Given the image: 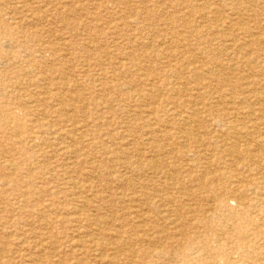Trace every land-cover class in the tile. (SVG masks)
Wrapping results in <instances>:
<instances>
[{
  "label": "rangeland",
  "instance_id": "1",
  "mask_svg": "<svg viewBox=\"0 0 264 264\" xmlns=\"http://www.w3.org/2000/svg\"><path fill=\"white\" fill-rule=\"evenodd\" d=\"M263 15L264 0H0V249H10L0 255L10 264H264Z\"/></svg>",
  "mask_w": 264,
  "mask_h": 264
},
{
  "label": "bare ground",
  "instance_id": "2",
  "mask_svg": "<svg viewBox=\"0 0 264 264\" xmlns=\"http://www.w3.org/2000/svg\"><path fill=\"white\" fill-rule=\"evenodd\" d=\"M142 3H143V2H142ZM153 3H154V1H153ZM141 5H142V4H141ZM138 7H140V6L138 5ZM120 9H121V8H120ZM122 9H123V8H122ZM153 9H154V8H153ZM129 10H130V9H129ZM147 10H148V9H147ZM256 10H257V9H256ZM258 10H259V9H258ZM154 12H155V11H154ZM24 13H25V12H24ZM245 13H246V12H245ZM143 14H144V13H143ZM125 15H127V14H125ZM64 16H65V15H64ZM263 16H264V15H263ZM126 17H127V16H126ZM126 17H125V18H126ZM180 17H181V16H180ZM125 18H124V19H125ZM128 18H129V16H128ZM248 18H249V17H248ZM129 19H130V18H129ZM256 19H257V17H256ZM263 19H264V18H263ZM189 20H190V19H189ZM249 20H250V19H249ZM136 21H137V20H136ZM154 22H155V21H154ZM242 22H243V21H242ZM137 23H138V21H137ZM237 23H238V22H237ZM237 23H236V24H237ZM245 23H246V22H245ZM131 24H132V23H131ZM140 24H141V23H140ZM140 24H139V25H140ZM239 24H240V23H239ZM139 25H138V26H139ZM209 25H210V24H209ZM132 26H134V25H132ZM151 26H152V25H151ZM200 26H201V25H200ZM133 28H134V27H133ZM148 28H149V27H148ZM215 28H216V27H215ZM69 29H70V26H69ZM142 29H143V28H142ZM142 29H141V30H142ZM157 29H158V28H157ZM94 30H95V29H94ZM153 30H154V29H153ZM163 30H164V29H163ZM168 30H170V29H168ZM245 30H246V29H245ZM246 31H247V30H246ZM126 32H127V31H126ZM138 32H139V31H138ZM160 32H161V31H160ZM223 32H225V31H223ZM225 33H226V32H225ZM240 33H241V32H240ZM79 34H80V33H79ZM169 34H170V32H169ZM169 34H168V35H169ZM213 34H214V33H213ZM215 34H216V33H215ZM222 34H223V33H222ZM256 34H257V33H256ZM155 35H156V33H155ZM224 35H225V34H224ZM123 36H124V35H123ZM123 36H122V37H123ZM143 36H144V35H143ZM163 36H165V35L163 34ZM236 36H237V35H236ZM253 36H254V35H253ZM87 37H88V36H87ZM185 37H187V36H185ZM246 38H247V37H246ZM172 39H173V38H172ZM167 41H168V40H167ZM170 41H171V40H170ZM90 42H91V41H90ZM94 42H96V41H94ZM227 42H228V41H227ZM136 43H137V42H136ZM168 43H169V42H168ZM243 43H244V42H243ZM247 43H248V42H247ZM42 44H43V43H42ZM86 44H87V43H86ZM129 44H130V43H129ZM228 44H229V43H228ZM139 45H140V44H139ZM239 45H240V44H239ZM149 46H150V45H149ZM159 46H161V45L159 44ZM213 46H214V45H213ZM237 46H238V45H237ZM147 48H148V47H147ZM161 48H162V47H161ZM165 48H166V45H165ZM165 48H163V49H165ZM256 48H257V47H256ZM121 50H122V49H121ZM89 52H90V51H89ZM94 52H96V51H94ZM156 53H157V52H156ZM175 53H176V52H175ZM235 53H236V52H235ZM249 53H250V52H249ZM219 54H220V53H219ZM57 55H58V54H57ZM226 55H227V54H226ZM59 57H60V56H59ZM150 57L153 58L152 56H150ZM158 57H159V56H158ZM205 57H207V56H205ZM221 57H222V56H221ZM86 58H87V57H86ZM160 58H161V57H160ZM227 58H228V57H227ZM263 58H264V57H263ZM161 59H162V58H161ZM161 59H160V60H161ZM163 59H165V58H163ZM124 60H125V59H124ZM152 60H153V59H152ZM225 60H226V59H225ZM238 60H240V59L238 58ZM145 61H146V60H145ZM157 61H158V60H157ZM240 61H241V60H240ZM240 61H239V62H240ZM22 62H23V60H22ZM142 62H143V61H142ZM176 62H177V60H176ZM190 63H191V62H190ZM244 63H245V62H244ZM247 63H248V62H247ZM258 63H259V62H258ZM35 64H36V63H35ZM37 64H38V63H37ZM141 64H142V63H141ZM166 64H167V63H166ZM183 64H184V61H183ZM183 64H182V65H183ZM215 64H217V63H215ZM219 64H220V63H218L217 65H219ZM6 65H7V64H6ZM83 65H84V64H83ZM105 65H106V64H105ZM232 65H233V64H232ZM247 65H248V64H247ZM112 66H113V65H112ZM137 66H138V65H137ZM219 66H220V65H219ZM138 67H139V66H138ZM169 67H170V66H169ZM172 67H173V66H172ZM201 67H202V66H201ZM176 68H177V66H176ZM225 68H227V67H225ZM239 69H241V68H239ZM176 70H177V69H176ZM226 70H227V69H226ZM71 71H72V69H71ZM141 71H142V70H141ZM210 71H211V70H210ZM240 71H241V70H240ZM32 72H33V71H32ZM122 72L124 73V71H122ZM198 72H199V71H198ZM219 72H220V71H219ZM228 72H229V71H228ZM73 73H74V72H73ZM229 73H230V72H229ZM255 73H256V72H255ZM26 74H27V76H28V73H27V72H26ZM80 74H81V73H80ZM112 74H113V73H112ZM23 75H25V74H23ZM43 75H44V74H43ZM43 75H42V76H43ZM66 75H67V74H66ZM94 75H95V74H94ZM169 75H170V73H169ZM169 75H168V76H169ZM214 75H215V74H214ZM172 76H173V75H172ZM252 76H253V75H252ZM3 77H4V76H3ZM28 77H29V76H28ZM39 77H41V75H40ZM63 77H64V76H63ZM141 77H142V76H141ZM224 77H225V76H224ZM243 77H244V76H243ZM262 77H263V76H262ZM72 78H73V77H72ZM145 78H146V77H145ZM225 78H226V77H225ZM247 78H248V77H247ZM259 78H260V77H259ZM81 79H82V78H81ZM4 80H5V79H4ZM66 80H68V79H66ZM92 80H93V79H92ZM261 80H262V79H261ZM52 81H53V80H52ZM56 81H57V80H56ZM171 81H172V80H171ZM222 81H223V79H222ZM226 81H227V80H226ZM4 82H5V81H4ZM34 82H35V81H34ZM34 82H33V83H34ZM95 82H96V81H95ZM223 82H225V81H223ZM223 82H222V83H223ZM30 83H31V82H30ZM30 83H29V84H30ZM33 83H32V84H33ZM37 83H38V82H37ZM171 83H172V82H171ZM85 84H86V83H85ZM155 84H156V83H155ZM174 84H176V83L174 82ZM220 84H221V83H220ZM16 85H17V84H16ZM24 85H25V84H24ZM65 85H66V84H65ZM34 86H35V85H34ZM193 86H194V85H193ZM206 86H207V85H206ZM21 87H22V86H21ZM23 87H24V86H23ZM98 87H99V86H98ZM116 87H119V85L116 86ZM18 88H19V87H18ZM36 88H37V87H36ZM57 88H58V87H57ZM63 88H64V87H63ZM65 88H66V87H65ZM195 88H196V87H195ZM227 88H228V87H227ZM96 89H97V88H96ZM128 89H129V88H128ZM189 89H190V88H189ZM211 89H212V88H211ZM251 89H252V88H251ZM35 90H36V89H35ZM64 90H65V89H64ZM86 90H87V89H86ZM252 90H253V89H252ZM14 91H15V90H14ZM77 91H78V88H77ZM79 91H80V90H79ZM108 91H109V90H108ZM178 91H179V90H178ZM197 91H198V90H197ZM199 91H200V90H199ZM230 91H231V90H230ZM235 91H236V90H235ZM242 91H243V90H242ZM66 92H67V91H66ZM72 92H73V91H72ZM72 92H70V93H72ZM85 92H87V91H85ZM105 92H106V91H105ZM120 92H121V91H120ZM227 92H228V91H227ZM256 92H257V91H256ZM35 93H36V92H35ZM61 93H62V92H61ZM175 93H176V92H175ZM188 93H189V92H188ZM203 93H205V92H203ZM229 93H230V92H229ZM229 93H228V94H229ZM241 93H242V92H241ZM39 94H40V93H39ZM66 94H67V93H66ZM68 94H69V93H68ZM95 94H96V93H95ZM104 94H105V93H104ZM153 94H154V93H153ZM243 94H244V93H243ZM243 94H242V95H243ZM256 94H257V93H256ZM51 95H52V94H51ZM107 95H108V93L106 94V96H107ZM142 95H143V94H142ZM165 95H166V93H165ZM238 95H239V94H238ZM247 95H248V94H247ZM2 96H3V95H2ZM25 96H26V95H25ZM34 96H35V95H34ZM34 96H33V97H34ZM39 96H40V95H39ZM41 96H42V95H41ZM53 96H54V95H53ZM61 96H62V95H61ZM86 96H87V95H86ZM96 96H97V95H96ZM133 96H134V95H133ZM182 96H183V95H182ZM10 97H11V95H10ZM23 97H24V96H23ZM26 97H27V96H26ZM44 97H45V96H44ZM46 97H47V96H46ZM59 97H60V96H59ZM66 97H67V95H66ZM89 97H90V96H89ZM111 97H112V95H111ZM135 97H138V95L136 96V94H135ZM150 97H152V96H150ZM184 97H185V96H184ZM236 97H237V94H236ZM261 97H262V96H261ZM84 98H86V97H84ZM112 98H113V97H112ZM238 98H240V97H238ZM256 98H257V97H256ZM27 99H28V98H27ZM156 99H157V97H156ZM159 99H160V97H159ZM175 99H176V98H175ZM196 99H197V98H196ZM215 99H216V98H215ZM53 100H54V98H53ZM53 100H52V101H53ZM57 100H58V99H57ZM61 100H62V99H61ZM124 100H125V99H124ZM152 100H153V99H152ZM162 100H163V99H162ZM10 101H11V100H10ZM10 101H8V102H10ZM31 101H32V99H31ZM31 101H30V102H31ZM66 101H67V100H66ZM112 101H113V100H112ZM235 101H237V100H235ZM11 102H12V101H11ZM22 102H23V101H22ZM76 102H77V101H76ZM93 102H95V100H94ZM110 102H111V100H110ZM117 102H118V101H117ZM154 102H155V101H154ZM167 102H168V101H167ZM191 102H192V101H191ZM191 102H190V103H191ZM206 102H207V101H206ZM12 103H13V102H12ZM19 103H20V102H19ZM31 103H32V102H31ZM31 103H30V104H31ZM50 103H52V102H50ZM73 103H75V102H73ZM80 103H82V101H81ZM100 103H101V102H100ZM126 103H127V102H126ZM161 103H162V102H161ZM181 103H182V102H181ZM226 103H227V102H226ZM238 103H239V101H238ZM17 104H18V103H17ZM30 104H27V105L30 106ZM61 104H62V103H61ZM119 104H120V103H119ZM145 104H146V103H145ZM205 104H206V103H205ZM31 105H32V104H31ZM66 105H68V104H66ZM79 105H80V104H79ZM100 105H101V104H100ZM106 105H108V104H106ZM139 105H140V104H139ZM157 105H158V104H157ZM162 105H164V104H162ZM182 105H183V104H182ZM207 105H208V104H207ZM219 105H220V104H219ZM51 106H52V105H51ZM62 106H63V105H62ZM71 106H72V105H71ZM98 106H99V105H98ZM110 106H111V105H110ZM132 106H134V105H132ZM137 106H138V105H137ZM141 106H142V105H141ZM167 106H168V105H167ZM175 106H176V105H175ZM183 106H184V105H183ZM183 106H182V107H183ZM247 106H248V105H247ZM46 107H47V106H46ZM65 107H66V106H65ZM99 107H100V106H99ZM126 107H127V106H126ZM139 107H140V106H139ZM143 107H144V106H143ZM148 107H149V106H148ZM180 107H181V106H180ZM47 108H49V106H48ZM50 108H51V107H50ZM108 108H109V107H108ZM123 108H124V107H123ZM171 108H172V106H171ZM234 108H235V107H234ZM92 109H93V107H92ZM92 109H91V111H92ZM96 109H97V108H96ZM100 109H101V108H100ZM100 109H98V110L100 111ZM137 109H138V107H137ZM181 109H182V108H181ZM214 109H215V108H214ZM237 109H238V108H237ZM237 109H236V110H237ZM57 110H58V109H57ZM64 110H65V109H64ZM83 110H84V109H83ZM101 110H103V109H101ZM138 110H140V109H138ZM10 111H11V110H10ZM71 111H72V109H71ZM78 111H81V110L79 109ZM140 111H141V110H140ZM159 111H160V110H159ZM201 111H202V110H201ZM232 111H233V110H232ZM260 111H261V110H260ZM55 112H56V110H55ZM63 112H64V111H63ZM109 112L111 113V111H109ZM127 112H128V111H127ZM137 112H138V111H137ZM204 112H205V111H204ZM87 113H88V112H87ZM144 113H146V112H144ZM200 113H201V112H200ZM249 113H250V112H249ZM49 114H50V113H49ZM103 114H104V113H103ZM112 114H113V113H112ZM129 114H130V112H129ZM198 114H199V113H198ZM240 114H241V113H240ZM252 114H253V113H252ZM9 115H10V114H9ZM56 115H57V114H56ZM82 115H83V114H82ZM203 115H204V114H203ZM10 116H11V115H10ZM47 116H48V115H47ZM121 116H123V115H121ZM173 116H174V115H173ZM176 116H177V115H176ZM198 116H199V115H198ZM200 116H201V115H200ZM233 116H234V115H233ZM238 116H239V115H238ZM93 117H94V116H93ZM114 117H115V115H114ZM157 117H159V116H157ZM174 117H175V116H174ZM244 117H245V116H244ZM244 117H243V118H244ZM34 118H35V117H34ZM55 118H56V117H55ZM82 118H83V117H82ZM124 118H125V117H124ZM136 118H137V117H136ZM136 118H135V120H136ZM159 118H160V117H159ZM159 118H157V119H159ZM170 118H172V117H170ZM243 118H242V119H243ZM43 119H44V118H43ZM51 119L54 120V118H51ZM114 119H115V118H114ZM152 119H153V118H152ZM188 119H189V118H188ZM231 119H232V118H231ZM244 119H245V118H244ZM244 119H243V120H244ZM258 119H259V118H258ZM27 120H28V119H27ZM45 120H46V119H45ZM116 120H117V119H116ZM125 120H126V119H125ZM159 120H160V119H159ZM224 120H225V119H224ZM236 120H237V119H236ZM31 121H32V120H31ZM48 121H49V120H48ZM83 121H84V120H83ZM151 121H152V120H151ZM156 121H157V120H156ZM186 121H187V120H186ZM220 121H221V120H220ZM232 121H233V120H232ZM248 121H249V120H248ZM253 121H255V119H254ZM32 122H33V121H32ZM124 122H126V121H124ZM136 122H137V121H136ZM161 122H162V121H161ZM165 122H166V121H165ZM169 122H170V120H169ZM175 122H176V121H175ZM38 123H39V122H38ZM71 123H72V122H71ZM74 123H75V122H74ZM78 123H79V122H78ZM120 123H121V122H120ZM133 123H135V122H133ZM213 123H214V122H213ZM215 123H216V122H215ZM228 123H229V122H228ZM228 123H227V124H228ZM237 123H239V122H237ZM237 123H236L235 125H237ZM72 124H73V123H72ZM75 124H76V123H75ZM96 124H97V123H96ZM99 124H100V123H99ZM117 124H118V123H117ZM138 124H139V123H138ZM156 124H157V123H156ZM162 124H163V123H162ZM178 124H179V123H178ZM187 124H188V123H187ZM88 125H89V124H88ZM120 125H121V124H120ZM150 125H151V124H150ZM175 125H177V124H175ZM206 125H207V124H206ZM228 125H229V124H228ZM231 125H232V124H231ZM22 126H23V125H22ZM46 126H47V125H46ZM56 126H57V125H56ZM141 126H142V125H141ZM154 126H155V125H154ZM214 126H215V125H214ZM218 126H219V125H218ZM253 126H254V125H253ZM137 127H138V126H137ZM144 127H145V126H144ZM150 127H151V126H150ZM171 127H172V126H171ZM174 127H175V126H174ZM177 127H178V126H177ZM182 127H183V125H182ZM187 127H188V125H187ZM233 127H234V126H233ZM240 127H241V126H240ZM80 128H81V127H80ZM98 128H99V127H98ZM125 128H127V127H125ZM216 128H217V127H216ZM219 128H220V126H219ZM255 128H256V127H254V129H255ZM263 128H264V127H263ZM65 129H66V128H65ZM81 129H82V128H81ZM167 129H168V128H167ZM208 129H210V128H208ZM231 129H233V128L231 127ZM243 129H244V128H243ZM247 129H248V128H247ZM47 130H48V128H47ZM67 130H68V129H67ZM156 130H157V129H156ZM158 130H159V129H158ZM177 130H178V129H177ZM177 130H176V131H177ZM210 130H212V129H210ZM252 130H253V129H252ZM258 130H259V129H258ZM261 130H262V129H261ZM65 131H66V130H65ZM144 131H145V130L143 129V133H144ZM233 131H234V130H233ZM233 131H232V133H234ZM246 131H247V130H246ZM246 131H245V133H246ZM249 131H250V130H249ZM255 131H256V130H255ZM7 132H8V131H7ZM141 132H142V131H141ZM152 132H153V131H152ZM157 132H158V131H157ZM186 132H187V131H186ZM186 132H185V133H186ZM220 132H221V131H220ZM220 132H219V133H220ZM146 133H147V132H146ZM159 133H162V132H159ZM163 133H164V131H163ZM178 133H180V131H179ZM191 133H192V132H191ZM217 133H218V132H217ZM219 133H218V134H219ZM224 133H225V131H224ZM242 133H243V131H242ZM247 133H248V132H247ZM247 133H246V134H247ZM249 133H250V132H249ZM254 133H255V132H254ZM261 133H262V132H261ZM45 134H46V133H45ZM49 134H50V133H49ZM49 134H48V135H49ZM61 134H62V133H61ZM67 134H68V133H67ZM118 134H119V133H118ZM157 134H158V133H157ZM194 134H195V132H194ZM203 134H204V133H203ZM229 134H230V133H229ZM57 135H58V134H57ZM57 135H56V136H57ZM59 135H60V133H59ZM159 135H160V134H159ZM172 135H173V134H172ZM181 135H182V134H181ZM191 135H192V134H191ZM230 135H231V134H230ZM233 135H234V134H233ZM240 135H242V134H240ZM247 135H248V134H247ZM250 135H251V133H250ZM256 135H257V134L255 133L254 136L256 137ZM262 135H263V134H262ZM17 136H18V135H17ZM17 136H16V137H17ZM106 136H107V135H106ZM120 136H122V135H120ZM211 136H212V135H211ZM231 136H232V135H231ZM234 136H235V135H234ZM238 136H239V134H238ZM243 136H244V135H242V137H243ZM245 136H246V135H245ZM248 136H249V135H248ZM258 136H259V135H258ZM46 137H47V136H46ZM49 137H50V136H49ZM118 137H119V136H118ZM122 137H123V136H122ZM139 137H140V136H139ZM155 137H157V136H155ZM162 137H163V136H162ZM222 137H223V136H222ZM225 137H226V136H225ZM228 137H229V136H228ZM232 137H233V136H232ZM239 137H240V136H239ZM242 137H241V139H242ZM262 137H263V136H262ZM3 138H5V137L3 136ZM26 138H27V137H26ZM47 138H48V137H47ZM151 138H152V137H151ZM197 138H198V137H197ZM211 138L213 139V137H211ZM215 138H216V137H215ZM234 138H236V137H234ZM12 139H13V138H12ZM18 139H19V138H18ZM28 139H30V138H28ZM48 139H49V138H48ZM56 139H57V138H56ZM163 139H164V138H163ZM166 139H167V138H166ZM212 139H211V140H212ZM229 139H230V138H229ZM231 139H232V138H231ZM241 139H240V140H241ZM245 139H246V138H244V140H245ZM252 139H253V138H252ZM256 139H257V137L255 138V140H256ZM68 140H69V139H68ZM68 140H67V141H68ZM120 140H121V139H120ZM154 140H155V139H154ZM164 140H165V139H164ZM187 140H188V139H187ZM211 140H210V141H211ZM232 140H233V139H232ZM250 140H251V139H250ZM255 140H254L253 142H255ZM69 141H70V140H69ZM105 141H106V140H105ZM147 141H149V140L147 139ZM150 141H151V140H150ZM213 141H214V139H213ZM235 141H236V140H235ZM235 141H234V142H235ZM242 141H243V140H242ZM251 141H252V140H251ZM260 141H261V140H260ZM16 142H18V141H16ZM75 142H76V141H75ZM101 142H102V141H101ZM176 142H177V139H176ZM190 142H191V141H190ZM245 142H246V141H245ZM256 142H257V141H256ZM19 143H20V141H19ZM23 143H24V142H23ZM67 143H68V142H67ZM154 143H155V142H154ZM160 143H161V142H160ZM162 143H163V141H162ZM235 143L237 144V142H235ZM235 143H234V144H235ZM10 144H11V143H10ZM16 144H17V143H16ZM29 144H31V142H29ZM71 144H72V143H71ZM105 144H106V143H105ZM121 144H124V143H121ZM163 144H164V143H163ZM177 144H178V143H177ZM191 144H192V142H191ZM193 144H194V143H193ZM205 144H206V143H205ZM246 144H247V143H246ZM258 144H260V143H258ZM69 145H70V144H69ZM157 145H159V144H157ZM169 145H170V144H169ZM179 145H180V143H179ZM207 145H208V144H207ZM213 145H214V144H213ZM248 145H249V144H248ZM12 146H14V145H12ZM29 146H30V145H29ZM36 146H37V145H36ZM50 146H51V145H50ZM71 146H72V145H71ZM73 146H74V145H73ZM78 146H79V145H78ZM99 146H100V145H99ZM145 146H146V145H144V147H145ZM166 146H167V144H166ZM170 146H171V145H170ZM182 146H183V145H182ZM182 146H181V147H182ZM208 146H209V145H208ZM243 146H244V145H243ZM243 146H242V147H243ZM259 146H260V145H259ZM261 146H262V145H261ZM6 147H7V146H6ZM136 147H137V146H136ZM179 147H180V146H179ZM248 147H249V146H248ZM3 148H4V147H3ZM32 148H33V147H32ZM40 148H41V147H40ZM75 148H77V147L75 146ZM155 148H156V147H155ZM164 148H165V147H164ZM171 148H174V147L171 146ZM191 148H192V147H191ZM208 148H209V147H208ZM250 148L252 149L253 147H250ZM254 148H255V147H254ZM261 148H262V147H261ZM72 149H73V148H72ZM92 149H93V148H92ZM145 149H146V148H145ZM184 149H185V146H184ZM194 149H195V148H194ZM220 149H221V148H220ZM228 149H229V148H228ZM228 149H227V152H228ZM237 149H238V148H237ZM262 149L264 150V148H262ZM59 150H61V149H59ZM59 150H58V151H59ZM138 150H139V149H138ZM138 150H137V151H138ZM149 150H150V149H149ZM159 150L161 151V148H160ZM162 150H163V149H162ZM174 150H176V149L174 148ZM180 150H181V149H180ZM191 150H193V149H191ZM196 150H197V149H196ZM246 150H247V149H246ZM254 150H255V149H254ZM256 150H258V149H256ZM18 151H19V150H18ZM42 151H43V150H42ZM76 151H77V150H76ZM98 151H99V149H98ZM117 151H118V150H117ZM119 151H120V150H119ZM133 151H134V150H133ZM133 151H132V152H133ZM167 151H168V150H167ZM167 151H166V152H167ZM182 151H183V150H182ZM208 151H209V150H208ZM208 151H207V152H208ZM210 151H212V150L210 149ZM224 151H225V149H224ZM240 151H241V150H240ZM242 151H245V150H242ZM247 151H248V150H247ZM138 152H140V151H138ZM147 152H148V151H147ZM161 152H162V151H161ZM186 152H187V151H186ZM189 152H190V151H189ZM225 152H226V151H225ZM225 152H224V154H225ZM252 152H253V151H252ZM252 152H251V153H252ZM255 152H257V151H255ZM17 153H18V152H17ZM135 153H136V152H135ZM152 153H153V152H152ZM162 153H163V152H162ZM167 153H170V152H167ZM184 153H185V152H184ZM193 153H194V151H193ZM193 153H192V154H193ZM243 153H244V152H243ZM245 153H246V152H245ZM108 154H109V153H108ZM146 154H147V153H146ZM215 154H216V153H215ZM252 154H253V153H252ZM254 154H255V153H254ZM128 155H130V154H128ZM180 155H181V154H180ZM180 155H179V156H180ZM184 155H185V154H184ZM197 155H199V154H197ZM227 155H228V153H227ZM244 155H245V154H244ZM247 155H248V154H247ZM247 155H245V157H246ZM3 156H4V154H3ZM81 156H82V155H81ZM111 156H112V155H111ZM135 156H136V155H135ZM164 156H165V155H164ZM193 156H194V155H193ZM242 156H243V155H242ZM248 156H249V155H248ZM248 156H247V157H248ZM9 157H10V156H9ZM47 157H48V155H47ZM54 157H55V156H54ZM82 157H83V156H82ZM97 157H98V156H97ZM99 157H100V156H99ZM155 157H156V156H155ZM211 157H212V156H211ZM228 157H230V156H228ZM58 158H59V157H58ZM121 158H122V157H121ZM159 158H160V157H159ZM197 158H198V157H197ZM250 158H252V157L250 156ZM7 159H9V158H7ZM42 159H43V158H42ZM97 159H98V158H97ZM172 159H173V158H172ZM172 159H171V157H170V160H171V161H172ZM180 159H181V158H180ZM190 159H191V158H190ZM214 159H216V158H214ZM214 159H213V160H214ZM221 159H222V157H221ZM238 159H239V158H238ZM252 159H253V158H252ZM256 159H257V158H256ZM91 160H92V157H91ZM112 160H113V159H112ZM170 160H169V162H170ZM174 160H175V159H174ZM183 160H184V158H183ZM240 160H241V159H240ZM262 160H263V159H262ZM2 161H4V160L2 159ZM33 161H34V160H32V162H33ZM85 161H86V160H85ZM114 161H115V160H114ZM121 161H122V160H121ZM186 161H187V160H186ZM195 161H196V160H195ZM224 161H226V160H224ZM235 161H237V160L235 159ZM248 161H249V160H248ZM263 161H264V160H263ZM152 162H154V161H152ZM181 162H182V161H181ZM181 162H180V163H181ZM183 162H184V161H183ZM216 162H217V160H216ZM228 162H230V161H228ZM228 162H226V165H227ZM232 162H233V161H232ZM237 162H239V160H238ZM237 162H236V163H237ZM242 162H243V160H242ZM251 162H252V161H251ZM33 163H34V162H33ZM142 163H143V162H142ZM154 163H155V162H154ZM165 163H166V162H165ZM177 163H178V162H177ZM177 163H176V164H177ZM249 163H250V162H248V164H247L248 166H249ZM253 163H254V162H253ZM253 163H252V164H253ZM256 163H257V161H256ZM151 164H152V163H151ZM173 164H174V163H173ZM158 165H159V164H158ZM170 165H171V164H170ZM177 165H178V164H177ZM194 165H195V164H194ZM204 165H205V164H204ZM217 165H218V163H217ZM219 165H220V164H219ZM219 165H218V166H219ZM257 165H258V164H257ZM260 165H261V164H260ZM171 166H172V165H171ZM173 166H175V165H173ZM215 166H216V165H215ZM250 166H251V165H250ZM135 167H136V166H135ZM162 167H163V166H162ZM184 167H186V166H184ZM208 167H210V166H208ZM223 167H224V166H223ZM225 167H226V166H225ZM230 167H231V166H230ZM252 167H253V166H252ZM258 167H259V166H258ZM148 168H149V167L147 166V169H148ZM163 168H165V167H163ZM186 168H187V167H186ZM204 168L207 169L206 167H204ZM233 168H235V165H234ZM254 168H255V167H254ZM9 169H10V167H9ZM26 169H27V168H26ZM40 169H42V168H40ZM93 169H95V166H94ZM129 169H130L131 172H132L133 169H131V168H129ZM138 169H139V168H138ZM147 169H146V170H147ZM188 169H189V168H188ZM210 169H211V168H210ZM227 169H228V168H227ZM245 169H246V168H244V170H245ZM4 170H5V169H4ZM4 170H3V171H4ZM6 170H7V169H6ZM28 170H29V169H28ZM31 170H32V169H31ZM164 170H165V169H164ZM180 170H181V169H180ZM201 170H202V169H201ZM201 170H200V171H201ZM217 170H218V169H217ZM236 170H237V169H236ZM244 170H243V171H244ZM252 170H253V169H252ZM9 171H10V170H9ZM40 171H41V170H40ZM40 171H39V172H40ZM117 171H118V170H117ZM128 171H129V170H128ZM139 171H141V170H139ZM149 171H150V170H149ZM184 171H185V170H184ZM184 171L181 170V172H184ZM189 171H191V170H189ZM194 171H195V170H194ZM197 171H198V170H197ZM220 171H221V170H220ZM233 171H234V170H233ZM250 171H251V170H250ZM255 171L258 172L257 169H256ZM4 172H6V171H4ZM96 172H97V171H96ZM102 172H103V171H102ZM155 172H156V171H155ZM173 172H174V171H173ZM202 172H203V171H202ZM209 172H210V171H208V173H209ZM246 172H247V171H246ZM257 172H256V174H257ZM259 172H261V171H259ZM92 173H93V172H92ZM92 173H91V174H92ZM98 173H99V172H98ZM108 173H109V172H108ZM199 173L201 174V172H199ZM206 173H207V172H206ZM215 173H216V171H215ZM242 173H243V172H242ZM242 173H241V174H242ZM247 173H248V172H247ZM254 173H255V172H254ZM254 173L252 172V174H254ZM27 174H28V173H27ZM36 174H37V173H36ZM39 174H40V173H39ZM121 174H122V173H121ZM159 174H160V173H159ZM171 174H172V173H171ZM179 174H180V173H179ZM182 174H183V173H182ZM182 174H181V175H182ZM185 174H186V172H185ZM185 174H184V176H185ZM190 174H191V173H190ZM231 174H232V173H231ZM231 174H229V175H231ZM55 175H56V174H55ZM58 175H59V174H58ZM100 175H101V174H100ZM134 175H136V174L134 173ZM134 175H133V176H134ZM139 175H140V173H139ZM163 175H164V173H163ZM174 175H176V171H175V174H174ZM191 175H192V174H191ZM197 175H199V174H197ZM221 175H222V173H221ZM232 175H233V174H232ZM257 175H258V174H257ZM27 176H28V175H27ZM76 176H77V175H76ZM79 176H80V175H79ZM81 176H82V175H81ZM81 176H80L79 178H81ZM119 176H120V175H119ZM133 176H132V177H133ZM140 176H141V175H140ZM144 176H145V175H144ZM148 176H149V175H148ZM158 176H159V175H158ZM178 176H179V175H178ZM188 176H189V175H188ZM203 176H204V175H203ZM215 176H216V174H215ZM244 176H245V175H244ZM254 176H255V175H254ZM254 176H253V177H254ZM260 176H261V175H260ZM7 177H8V176H7ZM18 177H20V176L18 175ZM24 177H25V175H24ZM83 177H85V176H83ZM101 177H102V176H101ZM117 177H118V176H117ZM122 177H123V176H122ZM136 177H137V176H136ZM153 177H154V176H153ZM153 177H152V178H153ZM169 177H170V176H169ZM179 177H181V176H179ZM213 177H214V176H213ZM230 177H232V176H230ZM235 177H236V176H235ZM235 177H234V179H235ZM238 177H239V176H238ZM262 177H263V176H262ZM38 178H39V177H38ZM73 178H74V177H73ZM183 178H184V177H183ZM188 178H189V177H188ZM208 178H209V177H208ZM208 178H207V179H208ZM210 178H212V177H210ZM214 178H215V177H214ZM245 178H246V177H245ZM263 178H264V177H263ZM19 179H20V178H19ZM26 179H27V178H26ZM119 179H120V178H119ZM134 179H135V178H133L132 181H135ZM139 179H140V178H139ZM145 179H146V178H145ZM153 179H154V178H153ZM155 179H156V178H155ZM155 179L153 180V184H154ZM160 179H161V178H160ZM167 179H168V178H167ZM218 179H219V178H218ZM227 179H228V176H227ZM14 180H16V179H14ZM47 180H48V179H47ZM95 180H96V179H94V182H95ZM164 180H165V179H164ZM185 180H186V179H185ZM219 180H220V179H219ZM228 180H229V179H228ZM231 180H232V179H231ZM231 180H230V181H231ZM246 180H247V179H246ZM259 180H260V179H259ZM48 181H49V180H48ZM48 181H47V182H48ZM68 181H69V180H68ZM114 181H115V180H114ZM123 181H124V178H123ZM125 181H126V180H125ZM125 181H124V183H125ZM132 181H131V182H132ZM136 181H137V180H136ZM142 181H143V180H142ZM149 181H150V180H149ZM157 181H158V180H157ZM167 181H168V180H167ZM170 181H171V180H170ZM221 181H222V180H221ZM230 181H229V182H230ZM17 182H19V181H17ZM58 182H59V181H58ZM83 182H84V181H83ZM104 182H106V181H104ZM110 182H111V180H110ZM116 182H117V181H116ZM121 182H122V181H121V179H120V183H121ZM160 182H161V181H160ZM178 182H179V181H178ZM188 182H189V180H188ZM190 182H192V181H190ZM194 182H195V181H194ZM194 182H193V183H194ZM213 182H214V181H213ZM241 182H242V179H241ZM244 182H245V181H244ZM246 182H247V181H246ZM261 182H262V181H261ZM263 182H264V181H263ZM9 183H10V182H9ZM136 183H137V182H136ZM157 183H158V182H157ZM179 183H180V182H179ZM184 183H185V182H184ZM207 183H208V182H207ZM220 183H221V182H220ZM224 183H226V182H224ZM224 183H223V184H224ZM231 183H232V181H231ZM233 183H234V182H233ZM237 183H238V181H237ZM253 183H254V182H253ZM0 184H1V183H0ZM31 184H32V182H31ZM72 184H73V183H72ZM118 184H119V183H118ZM129 184L131 185V183H129ZM129 184H128V186H129ZM146 184H147V183H146ZM148 184H149V183H148ZM148 184H147V186H148ZM155 184H156V182H155ZM188 184H189V183H188ZM201 184H202V181H201ZM213 184H214V183H213ZM213 184H212V186H215V185H213ZM215 184H216V183H215ZM221 184H222V183H221ZM234 184H235V183H234ZM234 184H233V185H234ZM256 184H257V183H256ZM256 184H255V185H256ZM47 185H48V184H47ZM47 185H46V186H47ZM52 185H53V184H52ZM167 185H168V184H167ZM177 185H178V184H177ZM190 185H191V184H190ZM206 185H207V184H206ZM237 185H238V184H237ZM241 185H242V184H241ZM248 185H249V184H248ZM262 185H263V184H262ZM262 185H261V186H262ZM21 186H22V184H21ZM28 186H29V185H28ZM36 186H37V185H36ZM39 186H40V185H39ZM41 186H42V185H41ZM54 186H55V185H53L52 187H54ZM60 186H61V185H60ZM106 186H107V185H106ZM123 186H124V185H123ZM168 186H169V185H168ZM186 186H187V185H186ZM257 186H258V185H257ZM23 187H24V186H23ZM23 187H22V188H23ZM55 187H56V186H55ZM55 187H54V188H55ZM113 187H114V186H113ZM144 187H145V186H144ZM144 187H143V188H144ZM150 187H151V185H150ZM180 187H181V186H180ZM180 187H179V188H180ZM193 187H194V186H193ZM196 187H197V186H196ZM222 187H224V186L222 185ZM244 187H245V186H244ZM130 188H131V187H130ZM133 188H134V187H133ZM173 188H174V187H173ZM185 188H186V187H185ZM214 188L216 189L217 187H214ZM224 188H226V187H224ZM263 188H264V187H263ZM80 189H81V188H80ZM139 189H140V188H139ZM157 189H158V188H157ZM159 189H160V187H159ZM170 189H171V188H170ZM182 189H184V188H182ZM205 189H206V188H205ZM217 189H218V188H217ZM219 189H222V188H219ZM240 189H242V188H240ZM259 189H260V188H259ZM27 190H28V189H27ZM37 190H38V189H36V191H37ZM46 190H47V189H46ZM56 190H57V189H56ZM134 190H135V188H134ZM141 190H142V189H141ZM144 190H145V189H144ZM146 190H147V187H146ZM154 190H155V189H154ZM167 190H168V189H167ZM187 190H188V189H187ZM211 190H212V189H211ZM224 190H225V189H224ZM224 190H223V191H224ZM226 190H227V189H226ZM11 191H12V190H11ZM13 191H14V190H13ZM28 191H29V194L27 195V197L31 195V194H30V190H28ZM33 191H35V189H34ZM71 191H72V190H71ZM156 191H157V190H156ZM177 191H178V190H177ZM184 191H186V190H184ZM184 191H183V192H184ZM191 191H192V190H191ZM209 191H210V190H209ZM216 191H217V190H216ZM227 191H228V190H227ZM241 191H242V190H241ZM257 191H258V190H257ZM14 192H15V191H14ZM16 192H17V190H16ZM20 192H21V191H20ZM38 192H39V191H38ZM43 192H44V191H43ZM46 192H47V191H46ZM73 192H74V191H73ZM152 192H154V191H152ZM165 192H166V191H165ZM211 192H212V191H211ZM220 192H221V191H220ZM234 192H235V191H234ZM238 192H239V191H238ZM258 192H259V191H258ZM3 193H4V192H3ZM23 193H24V192H23ZM34 193H35V192H34ZM67 193H68V192H67ZM83 193H84V192H83ZM157 193H158V192H157ZM179 193H180V191H179ZM179 193H178V194H179ZM190 193H191V192H190ZM195 193H196V191H195ZM213 193H214V190H213ZM213 193H212V194H213ZM221 193H222V192H221ZM223 193H224V192H223ZM243 193H245V192H243ZM243 193H242V194H243ZM12 194H13V193H12ZM15 194H16V193H15ZM17 194H18V193H17ZM19 194H20V193H19ZM24 194H25V193H24ZM36 194H37V193H36ZM36 194H35V196H36ZM45 194H46V193H45ZM53 194H54V193H53ZM138 194H139V193H138ZM174 194H175V192H174ZM183 194H184V193H183ZM185 194H186V193H185ZM196 194H197V193H196ZM206 194H207V193H206ZM214 194L217 195V193H214ZM234 194H235V193H234ZM246 194H248V193H246ZM246 194H245V195H246ZM259 194H260V193H259ZM259 194H258V195H259ZM261 194H262V193H261ZM13 195H14V194H13ZM38 195H39V194H38ZM75 195H76V194H75ZM119 195H120V194H119ZM143 195H145V194H143ZM151 195L153 196V194H151ZM162 195H163V194H162ZM171 195H172V194H171ZM197 195H198V194H197ZM221 195H222V194H221ZM221 195L218 196V198H217L218 201H219V203H220V205H222V204L226 201V199H227V197L224 198V197L221 196ZM225 195L227 196V194H225ZM232 195H233V194H232ZM238 195H239V194H238ZM17 196H18V195H16V197H17ZM45 196L47 197V195H45ZM73 196H74V195H73ZM89 196H90V195H89ZM114 196H115V195H114ZM114 196H113V197H114ZM116 196H117V195H116ZM130 196H132V194H131ZM176 196H177V194H176ZM180 196H181V195H180ZM186 196H187V195H186ZM190 196H191V195H190ZM211 196L213 197V195H211ZM236 196H237V195H236ZM242 196H243V195H242ZM247 196H248V195H247ZM247 196H246V197H247ZM41 197H42V196H41ZM229 197H230V196H229ZM231 197H232V196H231ZM67 198H68V197H67ZM75 198H76V197H75ZM88 198H89V197H88ZM90 198H91V197H90ZM133 198H134V197H133ZM133 198H132V199H133ZM160 198H161V197H160ZM176 198H177V197H176ZM185 198H186V197H185ZM16 199H17V198H16ZM46 199H48V197H47ZM106 199H107V198H106ZM136 199H137V198H136ZM180 199H182V198H180ZM203 199H205V198H203ZM214 199H215V197H214ZM254 199H255V196H254ZM261 199H262V198H261ZM37 200H38V199H37ZM66 200H67V199H66ZM185 200H187V199H185ZM192 200H193V198H192ZM211 200L213 201V199H211ZM234 200H236V199H234ZM240 200H241V199H240ZM255 200H257V199H255ZM12 201H13V200H12ZM15 201H16V200H15ZM27 201H29V200H27ZM31 201H32V200H31ZM64 201H65V200H64ZM69 201H70V200H69ZM98 201H99V200H98ZM130 201H131V200H130ZM161 201H162V200H161ZM161 201H160V203H161ZM173 201H174V200H173ZM183 201H184V200H183ZM202 201H203V200H202ZM202 201H200V202H202ZM232 201H233V200H232ZM70 202H72V201H70ZM157 202H158V200H157ZM205 202H207V201H205ZM213 202H214V201H213ZM242 202H243V200H242ZM259 202H260V200H259ZM19 203H20V202H19ZM59 203H60V202H59ZM102 203H103V202H102ZM116 203H118V202H116ZM136 203H137V202H136ZM167 203H168V202H167ZM193 203H194V202H193ZM209 203H210V202H209ZM211 203H212V202H211ZM236 203H237V202H236ZM254 203H255V201H254ZM16 204H17V203H16ZM16 204H15V205H16ZM30 204H32V202L29 203V205H30ZM122 204L125 205V203H122ZM176 204H177V202H176ZM207 204H208V203H207ZM207 204H206V205H207ZM213 204H214V203H213ZM215 204H216V203H215ZM247 204H248V203H247ZM29 205H28V207H30ZM95 205L97 206V204H95ZM170 205H173V204H170ZM209 205H210V204H209ZM254 205H256V204H254ZM82 206H83V205H82ZM116 206H118V204H116ZM217 206H218V205H217ZM23 207H25V206H23ZM23 207H22V209H23ZM84 207H85V206H84ZM100 207H101V206H100ZM125 207H126V205H125ZM164 207H165V206H164ZM171 207H172V206H171ZM186 207H187V206H186ZM207 207H208V206H207ZM218 207H219V206H218ZM218 207H217V208H218ZM242 207L245 208V206H242ZM262 207H263V206H262ZM5 208H7V207H5ZM82 208H83V207H82ZM94 208H95V207H94ZM120 208H121V207H120ZM130 208H131V207H130ZM177 208H178V207H177ZM180 208H181V207H180ZM250 208H251V207H250ZM38 209H39V208H38ZM40 209H41V208H40ZM56 209H57V208H56ZM74 209H75V208H74ZM78 209H79V208H78ZM89 209H90V208H89ZM91 209H92V208H91ZM131 209H132V208H131ZM153 209H154V208H153ZM182 209H184V207H183ZM223 209H224V208H223ZM251 209H252V208H251ZM92 210H93V209H92ZM92 210H91V211H92ZM166 210H167V209H166ZM229 210H230V209H229ZM257 210H258V209H257ZM257 210H256V211H257ZM262 210H263V209H262ZM70 211H71V210H70ZM75 211H77V210H74V212H75ZM106 211H107V210H106ZM156 211H157V210H156ZM186 211H187V210H186ZM210 211H211V210H210ZM216 211H217V210H216ZM227 211H228V210H227ZM251 211H252V210H251ZM253 211H254V210H253ZM93 212H94V211H93ZM145 212H146V211H145ZM223 212H224V211H223ZM263 212H264V211H263ZM263 212H261V213H263ZM54 213H55V212H54ZM71 213H73V210H72ZM78 213H79V212H78ZM78 213L75 212V214H78ZM120 213H121V212H120ZM162 213H163V212H162ZM164 213H165V211H164ZM200 213H202V212H200ZM203 213H204V212H203ZM205 213H206V212H205ZM207 213H208V211H207ZM216 213H217V212H216ZM237 213H238V212H237ZM248 213H250V212H248ZM68 214H70V213H68ZM94 214H95V213H94ZM165 214H166V213H165ZM185 214H186V213H185ZM217 214H218V213H217ZM226 214H227V213H226ZM228 214H231V215H232V212H231V213L229 212ZM233 214H234V213H233ZM241 214H242V213H241ZM251 214H252V213H251ZM257 214H258V213H257ZM28 215H29V214H28ZM45 215H46V214H45ZM90 215H92V214H90ZM102 215H103V214H102ZM155 215H156V214H155ZM157 215H158V214H157ZM167 215H168V214H167ZM175 215H176V214H175ZM197 215H198V214H197ZM213 215H214V214H213ZM238 215H239V214H238ZM263 215H264V214H263ZM0 216H1V215H0ZM20 216H21V215H20ZM25 216H26V214H25ZM41 216H42V215H41ZM46 216H47V215H46ZM54 216H56V214H54ZM65 216H66V215H65ZM92 216H93V215H92ZM200 216H201V215H200ZM204 216H205V214H204ZM214 216H215V215H214ZM216 216H217V215H216ZM239 216H240V215H239ZM239 216H237V217H239ZM245 216H246V215H245ZM252 216H253V215H252ZM30 217H31V216H30ZM78 217H80V216H78ZM86 217H87V216H86ZM94 217H97V216H94ZM172 217H173V216H172ZM175 217H176V216H175ZM218 217H219V216H218ZM222 217H223V216H222ZM226 217H227V216H226ZM232 217H233V216H232ZM15 218H17V217H15ZM15 218H14V219H15ZM26 218H27V216H26ZM176 218H177V217H176ZM197 218H198V217H197ZM219 218L221 219V217H219ZM100 219H101V218H100ZM220 219H219V220H220ZM231 219H232V218H231ZM252 219H255V218H252ZM263 219H264V217H263ZM17 220H19V219L17 218ZM23 220H24V219H23ZM23 220H22V221H23ZM59 220H61V219H59ZM72 220H73V219H72ZM72 220H70V221H72ZM75 220H76V219H75ZM190 220H191V218H190ZM207 220H208V219H207ZM15 221H16V220H15ZM214 221H215V220H214ZM222 221H223V219H222ZM224 221H226V220H224ZM231 221H233V220H231ZM251 221H252V220H251ZM17 222H18V221H17ZM37 222H38V221H37ZM60 222H61V221H60ZM60 222H59V223H60ZM85 222H86V221H85ZM115 222H117V221H115ZM173 222H174V221H173ZM181 222H182V221H181ZM181 222H180V223H181ZM184 222H185V221H184ZM196 222H197L198 224H201V223H199L200 221H199V222L196 221ZM210 222H211V221H210ZM210 222H209V223H210ZM253 222H254V220L252 221V223H253ZM255 222H256V221H255ZM15 223H16V222H15ZM18 223H19V222H18ZM23 223H24V222H23ZM87 223H88V222H87ZM92 223L94 224V222H92ZM126 223H127V222H126ZM221 223H222V222H221ZM227 223H228V222H227ZM233 223H234V222H233ZM12 224H13V223H12ZM74 224H75V223H74ZM76 224H77V223H76ZM103 224H104V223H103ZM108 224H109V223H108ZM182 224H183V222H182ZM230 224H231V222H230ZM237 224H238V223H237ZM247 224H248V223H247ZM263 224H264V223H263ZM16 225H17V224H16ZM122 225H123V223H122ZM125 225H126V224H125ZM202 225H203V224H202ZM216 225H217V223H216ZM249 225H250V224H249ZM249 225H248V226H249ZM256 225H258V223H257ZM256 225H255V226H256ZM54 226H56V225H54ZM84 226H85V225H84ZM84 226H83V227H84ZM89 226H90V225H89ZM91 226H92V225H91ZM108 226H109V225H108ZM183 226H184V225H183ZM197 226H198V225H197ZM199 226H200V225H199ZM214 226H215V225H214ZM258 226H259V225H258ZM258 226H257V228L262 227V226H260V227H258ZM263 226H264V225H263ZM68 227H69V226H68ZM68 227H67V228H68ZM200 227H201V226H200ZM235 227H236V226H234V225H232V226L230 227L231 230L234 232V237L236 236V235H235V231H236V230H235V229H236ZM6 228H7V227H6ZM67 228H65V229H67ZM88 228H89V227H88ZM92 228H94V227H92ZM96 228H97V227H96ZM198 228H199V227H198ZM206 228H207V226H206ZM252 228H253V227H252ZM262 228H264V227H262ZM22 229H23V228H22ZM40 229H41V228H40ZM54 229H55V228H54ZM102 229H103V227H102ZM140 229H141V228H140ZM185 229H186V228H185ZM27 230H28V229H27ZM68 230H69V229H68ZM68 230H67V231H68ZM191 230H192V229H191ZM229 230H230V229H229ZM239 230H240V229H238V231H239ZM24 231H25V230H24ZM75 231H76V230H75ZM75 231H74V232H75ZM103 231H104V230H103ZM189 231H190V229H189ZM198 231H199V230H198ZM202 231H203V230H202ZM202 231H200V232H202ZM226 231H227V229H226ZM25 232H26V231H25ZM28 232H29V230H28ZM65 232H66V231H65ZM108 232H109V231H108ZM117 232H118V231H117ZM119 232H120V231H119ZM119 232H118V233H119ZM259 232H260V231H259ZM9 233H10V232H9ZM75 233H76V232H75ZM103 233H104V232H103ZM211 233H212V232H211ZM222 233H223V232H222ZM228 233H229V232H228ZM263 233H264V232H263ZM10 234H11V233H10ZM62 234H63V233H62ZM164 234H165V233H164ZM202 234H203V233H202ZM202 234H200V235H202ZM238 234H239V235L237 236V240H238L240 237H242V232H239ZM259 234H260V233H259ZM15 235H18V234H15ZM31 235H32V234H31ZM55 235H56V234H55ZM193 235H194V234H193ZM230 235H231V234H230ZM26 236H27V235H26ZM95 236H96V235H95ZM114 236L116 237V235H114ZM125 236H126V239H127V235H125ZM16 237H17V236H16ZM19 237H20V236H19ZM32 237H33V236H32ZM82 237H84V235H83ZM87 237H88V235H87ZM110 237H111V236H110ZM123 237H124V236H123ZM1 238H3V237H1ZM22 238H23V237H22ZM28 238H31V237H28ZM47 238H48V237H47ZM51 238H52V237H51ZM58 238H59V237H58ZM84 238H85V237H84ZM84 238H83V240H84ZM96 238H98V237H96ZM111 238H112V237H111ZM242 238H243V237H242ZM246 238H249V237H246ZM19 239H20V238H19ZM24 239H25V238H24ZM53 239H54V238H53ZM53 239H52V240H53ZM107 239H108V238H107ZM31 240H32V239H31ZM47 240H48V239H47ZM47 240H46V241H47ZM52 240H51V241H52ZM87 240H88V238H87ZM96 240H98V239H96ZM101 240H102V238H101ZM105 240H106V239H105ZM113 240H114V239H113ZM119 240H120V239H119ZM23 241H24V240H23ZM89 241H90V240H89ZM33 242H35V241H32V243H33ZM74 242L76 243V241H74ZM129 242H130V241H129ZM262 242H263V241H262ZM11 243H12V242H11ZM145 243H146V242H145ZM223 243H224V241H223ZM223 243H222V244H223ZM239 243H240V242H239ZM254 243H255V241H254ZM24 244H25V243H23V245H24ZM33 244H34V243H33ZM99 244H101V243H99ZM240 244H241V245H240L241 248H243V250H245L246 246H244V245L242 246V243H240ZM246 244H247V243H246ZM259 244H260V242H259ZM102 245H103V244H102ZM102 245H101V246H102ZM204 245H205V248H208L210 244H209V242H206V243H204ZM252 245H253V244H252ZM252 245H251V246H252ZM97 246H98V245H97ZM97 246H96V247H97ZM128 246H129V245H128ZM143 246H144V245H143ZM27 247H29V245H27ZM102 247H104V246H102ZM153 247H154V246H153ZM247 247H249V246H247ZM7 248H8V247H7ZM9 248H10V247H9ZM32 248H33V247H32ZM52 248H53V247H52ZM80 248H81V247H80ZM93 248H94V247H93ZM97 248L99 249V247H97ZM105 248H106V246H105ZM115 248H116V247H115ZM121 248H122V247H121ZM186 248H188V247H186ZM249 248H250V247H249ZM262 248H263V247H262ZM11 249H12V248H11ZM28 249L30 250V248H28ZM46 249H47V248H46ZM72 249H73V248H72ZM100 249H101V248H100ZM2 250H4L5 253L7 254V253L9 252L10 249H6V248L0 249V251H2ZM48 250H49V249H48ZM177 250H178V249H177ZM247 250H248V248H247ZM31 251H32V250H31ZM33 251H34V250H33ZM56 251H57V250H56ZM102 251H104V250H102ZM102 251H101V252H102ZM192 251L197 253V254L194 253V255H197V258H199V259L202 258V256L199 255V253H198L197 251H194V250H192ZM261 251H262V250H261ZM10 252H11V251H10ZM35 252H36V250H35ZM3 253H4V252H3ZM3 253H2V254H3ZM55 253H56V252H54V254H55ZM68 253H69V252H68ZM92 253H93V252H92ZM162 253H163V251H162ZM262 253H263V252H262ZM31 254H32V252H31ZM57 254H58V253H57ZM74 254H75V252H74ZM259 254H260V253H259ZM25 255H26V254H25ZM48 255H49V254H48ZM68 255H69V254H68ZM81 255H82V254H81ZM81 255H80V256H81ZM89 255H90V254H89ZM3 256H4V255H3ZM51 256H52V255H51ZM66 256H67V255H66ZM109 256H110V255H109ZM28 257H30V256H28ZM28 257H27V258H28ZM83 257H84V256H83ZM175 257H176V255H175ZM24 258H25V256H24ZM68 258H69V257H68ZM74 258H75V256H74ZM52 259L55 260V257H54V258H51V260H52ZM56 259H57V258H56ZM59 259H60V258H59ZM199 259H198V260H199ZM28 260H29V261H28V262L26 261V262H27L26 264H43V262H44V261H42L41 259H34V260H31V258H29ZM115 260H116V259H115ZM201 260H202V259H201ZM201 260H199V261H201ZM257 260H258V259H257ZM10 261H11V259H9L8 257H6V256H5V257H2V255H0V264H10ZM48 261H49V260H48ZM229 261H230V260H229ZM79 262H80V261H79ZM123 262H124V261H123ZM48 263L50 264V261H49ZM104 263H105V262H104ZM168 263H169V262H168ZM20 264H21V263H20ZM24 264H25V263H24ZM52 264H53V263H52ZM112 264H115V263L112 262ZM215 264H216V263H215Z\"/></svg>",
  "mask_w": 264,
  "mask_h": 264
}]
</instances>
